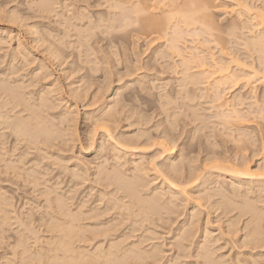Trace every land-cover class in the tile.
Listing matches in <instances>:
<instances>
[{"label":"rangeland","instance_id":"rangeland-1","mask_svg":"<svg viewBox=\"0 0 264 264\" xmlns=\"http://www.w3.org/2000/svg\"><path fill=\"white\" fill-rule=\"evenodd\" d=\"M41 1L0 0V41L4 44L0 45V82L4 79L13 86H21L19 89L23 87L21 93L24 92L31 103L46 91V96L53 102L52 108L47 112L38 108V112L48 123L55 125V137L58 136V145L51 147V151L40 146L42 152L29 150L25 142L17 140L7 130H0V198L10 200L7 201L11 203L8 208L12 206L9 209L11 214L14 211L11 215L13 225L6 228L4 235L0 228V264L9 263V260L14 264H25L26 257L30 259L29 264H43L38 263L35 256L40 255V250L48 249V242L52 243V236L57 234L44 232L41 220L48 219L47 215L52 213L49 207L59 197L69 210L80 206L84 207L83 211L95 208L100 212L107 204L115 207L117 201L112 197L120 198L121 194L112 196L114 186L109 189L105 186V190L103 185L107 181L100 182L96 174L104 168L113 170L119 156H123L121 162L125 164L118 163L119 169L124 165L120 170L122 174H131V160L140 161L148 171L147 180H144L146 184L138 190L139 193L143 190L142 196L139 194L141 198L150 200L162 189L167 193L164 192L166 198L160 203L159 213L145 222L144 228L139 227V232H133L131 220L112 216L119 210L118 206L117 210L111 207L114 209L109 211L110 215L105 214L104 217L120 218L116 234L126 237L125 240L129 237L124 246L140 247L145 258H148L145 251L156 250L159 255L154 253L155 256L160 257L157 264H208L203 257L207 253L203 247L213 252L210 253L212 258L219 264H253L255 261L263 264V244L239 243L253 212L247 214L246 208L242 209L249 204L240 207L242 212L237 206L249 200L250 204L255 203L252 206H256L258 212L264 211V65L260 63V58L264 57L261 55L264 42L260 44L263 38H258L264 25L258 26L259 22H252V16L250 18L246 13L250 8L252 12L261 11L264 20V0H213L212 19L204 17L203 11L196 12L201 4L196 6V2L191 6V0H51V9L47 12L38 7ZM137 6L144 11L147 9L146 13L136 15ZM14 16L20 17L19 22ZM185 16L193 18L184 22ZM137 17L139 20L135 19ZM142 17L166 21V25L161 26L164 33L160 31L162 34L158 32V35L153 30L147 35L143 33ZM263 20L259 21L264 24ZM211 21L212 25L208 23ZM176 26L178 38L173 33ZM174 36L178 43H175ZM252 39L258 40L260 45L254 44L256 42ZM19 42L26 50L19 48ZM173 45H177L178 50L173 49ZM223 50L227 54L222 56ZM211 51L219 63L229 64L233 72L240 71L241 75V72L248 74V70L255 69L259 74L248 86L235 87L233 82H227L221 93L223 99L217 103L216 91L212 89L216 76L204 77L207 71L200 72L202 69L196 68L199 61L192 60L195 54L203 55L204 59L206 56L209 75L213 70L210 68L213 66L209 58ZM186 58L192 60L187 61L189 65L184 64ZM234 60L244 67L240 65L239 68ZM197 74L200 83L194 84L190 80ZM25 84L31 86L28 88ZM109 108L117 118L116 122L107 123L112 136L100 127L102 122L96 121ZM237 111L242 119L237 120L240 116L235 118ZM223 114L229 117L227 124L223 121ZM61 118L66 123H61ZM245 136L249 137L248 140L244 139ZM161 139L176 142L171 144L175 145L172 156L163 153ZM119 143L129 146L130 152L119 149ZM211 151L233 157L242 165L241 171L245 172V165H248L252 175L239 179L226 170L214 168L217 165L212 163L217 164L218 156L213 157ZM173 163L178 165L182 177L193 178L187 181L188 185L185 184L186 190L178 193L180 196L168 198L170 194L174 195L169 192L167 182L171 179L173 182L179 175L170 170ZM8 164L15 169L19 167L16 169L19 171L10 168L8 174L3 172V176L1 172ZM75 172L80 176L76 177ZM102 195L107 199L100 198ZM165 200L171 202L170 210L174 207L171 211L163 206ZM117 203L120 207L121 204ZM16 218L27 222L29 228L33 225V232L37 231V235L39 230L41 232L37 237L32 232L24 233ZM232 222L238 230L229 234ZM182 233L190 235L189 241L182 240ZM15 241L22 246L16 245ZM13 253L17 256L14 257ZM152 260L153 257L146 262L150 264Z\"/></svg>","mask_w":264,"mask_h":264},{"label":"bare ground","instance_id":"bare-ground-1","mask_svg":"<svg viewBox=\"0 0 264 264\" xmlns=\"http://www.w3.org/2000/svg\"><path fill=\"white\" fill-rule=\"evenodd\" d=\"M40 1V0H39ZM50 1L51 0H42L41 2H39L37 5H38V7H40V9L42 10V11H49L51 8V5H50ZM167 1V0H166ZM52 2V1H51ZM163 2H164V0H163ZM171 2V1H170ZM173 2V1H172ZM188 3H189V1H187ZM197 2V4H196V6H198L199 4H201V6H198V8H196V12L198 11V13H199V11H203V12H205V14H204V17L206 16L207 18H209V19H212V11H211V3L213 2V0H191V2H190V4H191V6H193L195 3ZM240 5H242V3H240ZM246 7V6H245ZM136 8V7H135ZM137 8H138V11H136L135 13H136V15H140V13H144L147 9H145V11H144V9H142L141 7H138L137 6ZM38 9V8H37ZM245 9V8H244ZM252 9L250 8V10L248 9V11H247V9H246V13L248 14V16H250V18H251V16H252V22H253V20L255 21H257V23H258V26H259V24L261 25L262 24V26L264 25L261 21H259V20H263V17H262V12L260 13L258 10L255 12V11H251ZM15 12V11H14ZM41 12V11H40ZM39 12V13H40ZM132 12V11H131ZM195 12V11H194ZM138 13V14H137ZM146 13V12H145ZM13 14H15V13H13ZM19 16V15H18ZM18 16H14L13 18H14V20L16 19L17 20V22H19L18 20L20 19V17H18ZM21 16V15H20ZM11 17V16H10ZM190 17H192V16H189L188 18H186V16H185V21L184 22H186V21H188V20H190ZM242 17V16H241ZM12 18V19H13ZM193 18V17H192ZM135 19H138V17L137 18H135ZM134 19V20H135ZM167 19H170V17L169 18H166L165 20H167ZM130 20V19H129ZM139 20V19H138ZM171 20H173V18H172V16H171ZM140 21H142V25H143V33L145 32L146 33V35L147 34H149L148 32L151 30H153L152 32H154V33H156L157 32V34H158V32H162V30L161 29H163V27H161V26H164V25H166V21H162V20H160L159 18L158 19H153V18H147V17H142V19L140 20ZM169 21V20H168ZM168 21H167V23H168ZM195 21V20H194ZM208 21H210V20H208ZM251 21V20H250ZM21 22H22V20H21ZM24 22V21H23ZM100 22V21H99ZM131 22V21H130ZM136 22H137V20H136ZM135 21H134V23H136ZM170 22V21H169ZM263 22H264V20H263ZM25 23V22H24ZM101 23V22H100ZM133 23V24H134ZM164 23V24H163ZM208 23H210V25H212V23H213V21H211V22H208ZM256 23V24H257ZM26 25V24H25ZM130 25V24H129ZM128 25V26H129ZM141 25V26H142ZM209 25V26H210ZM113 26V25H112ZM22 27V26H21ZM28 27V26H27ZM30 28V30H31V27H29ZM32 28H34V27H32ZM141 28V27H140ZM176 28V31H175V29H174V35L175 36H177L176 38H178L179 37V32H177L178 30H177V26L175 27ZM262 28V27H261ZM91 29V28H90ZM107 29H109V27H107ZM34 29H32V31H33ZM34 32H36V31H34ZM33 32V34H35ZM159 33V34H162V33H164V32H162V33ZM10 34V33H9ZM150 34H152L151 32H150ZM158 34V35H159ZM261 35H258L259 37L258 38H261L260 40H262V38H263V41H261L260 42V44L261 43H263L264 42V31H263V33H260ZM6 35V34H5ZM8 35V34H7ZM166 35H167V32H166ZM10 36L11 35H9V37L8 38H10ZM30 36H31V34H30ZM35 36H36V34H35ZM175 36H174V39H175ZM261 36V37H260ZM257 38V37H256ZM255 38V39H256ZM257 38V39H258ZM11 39V38H10ZM42 40V39H41ZM176 40V39H175ZM259 40V41H260ZM36 41H39V40H36ZM45 41V40H44ZM47 41V40H46ZM252 41H253V39H252ZM175 42V41H174ZM253 42H256V43H254V44H258L259 42H258V40H254ZM3 43V41H0V45ZM38 43V42H37ZM175 43H178L177 42V40H176V42ZM250 43L251 44H253L251 41H250ZM250 43H247V44H250ZM6 44V43H5ZM246 44V43H245ZM251 44H250V46L249 47H251ZM253 44V46H256V45H254ZM260 44H258V45H260ZM3 46H4V44H2ZM202 45V44H201ZM264 45V44H263ZM263 45H261V48H262V46ZM174 46V48L173 49H177L178 48V46L177 45H173ZM247 46V45H246ZM53 47H54V45H53ZM202 47V46H201ZM248 47V46H247ZM19 48L20 49H24V50H26V48H25V46H24V44L22 43V42H19ZM203 49H204V47H202ZM254 48V47H253ZM253 48H251V49H253ZM260 48V47H259ZM196 49V48H195ZM264 49V48H263ZM19 50V49H18ZM178 50V49H177ZM196 50H198V49H196ZM259 50H261V49H259ZM199 51V50H198ZM197 51V53H200V52H198ZM203 51V50H202ZM224 51V50H223ZM222 51V52H223ZM256 51H257V49H256ZM262 51H264V50H262ZM26 52V51H25ZM24 52V53H25ZM29 53V52H28ZM196 53V52H195ZM191 54V53H190ZM201 54V53H200ZM200 54H195V55H193L194 56V59L192 58V60L194 61L195 59L197 60V63H198V61H199V65H198V67L196 66V68H198L199 70H200V68L202 69V70H200V72H202L204 75V77H206V76H210L209 78H212L213 76L215 77L216 76V78L214 79V85L212 84V89L214 90V91H216V94H217V96H216V98H215V101L218 103H220L221 101H222V99H223V96H221V93H222V91H224V90H222L224 87V85H226V83L228 82V83H230V84H232V82H233V84L232 85H235V87L236 86H238V85H245V86H248V85H250L251 83H252V79L253 78H256L255 76H257V74H259L254 68V70H248V74H242V72H241V75H240V71H236V72H233L232 70H231V68H230V66H229V64H227V65H224V63L223 62H221V63H219V61H217L218 59H216V57H214L213 55H212V51H211V53H209V54H211V55H209L210 57L209 58H211V62H212V64H213V66H210V68H212L213 70H211L212 72H210L211 74H209L208 75V62L207 63H205L206 61H205V59L207 58L206 56H205V59H204V56L202 55H200ZM226 55L227 53H225V51L223 52V53H221V55ZM262 54H264V52L262 53L261 52V55ZM55 55V54H54ZM59 55V54H58ZM192 55H191V57H192ZM222 55V56H223ZM228 56V55H227ZM227 56H224V57H227ZM262 56H264V55H262ZM261 56V57H262ZM26 57V56H25ZM24 58V57H23ZM28 58V57H27ZM59 58V57H58ZM185 58V57H184ZM29 59V58H28ZM191 59V58H190ZM189 59V60H190ZM261 60H262V62H260V63H262L263 65H264V57H262V58H260ZM186 60V61H185ZM189 60H187V58L186 59H184L183 61H185L184 62V64L185 63H187V65H189L188 64V62L187 61H189ZM192 60H190V61H192ZM196 60H195V63H196ZM231 60H233V59H231ZM24 61V60H23ZM32 61V60H31ZM190 61H189V63H190ZM209 61H210V59H209ZM232 62V61H231ZM233 62H237L238 63V66H239V68H241V66L243 65V64H239V62L237 61V60H234ZM232 62V63H233ZM193 63V62H192ZM223 63V64H222ZM241 65V66H240ZM242 67H244V66H242ZM209 68V69H210ZM188 69V68H187ZM192 69V68H191ZM193 69H195V68H193ZM238 69V68H237ZM248 68H246L245 70H247ZM41 70V69H40ZM199 70H198V72H199ZM241 70V69H240ZM242 70H244V69H242ZM241 70V71H242ZM244 70V71H245ZM191 71V70H190ZM257 73H256V72ZM41 72V71H40ZM199 72V73H200ZM246 72V71H245ZM41 74V73H40ZM44 74V73H43ZM42 74V75H43ZM1 75V74H0ZM206 75V76H205ZM36 76H38V75H36ZM194 76V75H193ZM196 76H198V74L197 75H195L194 77H192L191 78V80L190 81H193L194 82V84L196 83V84H198V83H200V77H196ZM199 76H200V74H199ZM202 76V75H201ZM42 77V76H41ZM191 77V76H190ZM40 78V77H39ZM44 78V77H43ZM16 79V78H15ZM203 79H207V78H203ZM202 79V80H203ZM262 79H264V78H262ZM10 80H11V78H10ZM210 81H212L211 79H209ZM231 80H233V81H231ZM189 81V82H190ZM204 81V80H203ZM230 81V82H229ZM11 82H13V81H11ZM208 82V81H207ZM206 82V83H207ZM213 82V81H212ZM18 83V82H17ZM28 83V82H27ZM192 83V82H191ZM211 83V82H210ZM20 84V83H19ZM30 84H32V83H30ZM21 85V84H20ZM27 84H25V86H26ZM228 85V84H227ZM31 86V85H30ZM29 86V87H30ZM21 86H13L12 85V83L10 84V81L9 82H7V80H5L4 81V79L2 80L1 79V82H0V130H7V131H9L10 132V134H12L13 136H15L16 138H17V140H20V141H22V142H25V145H26V147L27 148H29V150L30 149H35L36 151L38 150V151H42V149L40 150V146H43L44 147V149H50L49 151H51V150H53V149H51V147L52 148H54V147H56L58 144H57V142H56V139L58 138V136L57 137H55L56 136V133H55V130H54V127H55V125H52V124H50V123H48V121H46L45 119H44V117H42V115H40L41 113L40 112H38L41 108H43L44 110H46V112H47V109H49V108H52L51 106H52V103L53 102H51L50 101V98H48L47 96H46V91L44 92V91H42V93H41V95L40 96H38L39 98L37 99V101L35 100V102L34 103H31V102H29L26 98H25V96H24V90L22 91L23 92V95H22V93H21V89L23 88H21V89H19ZM26 87H28V86H26ZM28 87V88H29ZM226 87V86H225ZM232 88V87H231ZM24 89V88H23ZM50 89V88H49ZM27 90V89H26ZM50 91H52V90H50ZM49 92V91H48ZM53 93L54 92H56L55 90H53L52 91ZM218 92V93H217ZM51 94V93H50ZM57 95V94H56ZM50 96V95H49ZM239 97H241V96H239ZM238 98V97H237ZM240 99V98H239ZM237 100V99H236ZM241 100V99H240ZM238 101V100H237ZM245 101V100H244ZM239 102V101H238ZM51 103V104H50ZM242 103V102H241ZM241 103H238L239 105L241 104ZM254 103V102H253ZM221 107H223V104H221ZM38 108H40L39 110H38ZM236 108V107H235ZM234 110V109H233ZM236 110V109H235ZM234 110V113H236V111ZM43 111V110H42ZM113 111V109L111 110L110 108L109 109H106V111H105V113H104V115H101L102 117H99L98 118V120H96V121H98V122H102V124L100 123V127L101 128H104V129H106V132L108 133V135H110V136H112L111 135V131H110V129H111V127L107 124V123H114V122H116L117 121V118H116V114H113L114 113V111ZM233 112V111H232ZM231 112V113H232ZM239 111H237V113H238ZM234 113H232V114H234ZM224 115V114H223ZM227 115V114H226ZM226 115H224L225 116V120L223 119V121H225L226 122V124H227V120L226 119H228L229 117H227L226 118ZM230 115V114H229ZM228 115V116H229ZM236 115V117L235 118H237V116H240L239 115V113H238V115L237 114H235ZM68 116V115H67ZM234 116V115H233ZM242 116H240V118L238 117L237 118V120H239V119H242L241 118ZM62 119V121H61V123L62 122H64L63 121V118H61ZM65 121L67 120V117H66V119H64ZM68 121H69V119H68ZM73 121V120H72ZM64 123H66V122H64ZM69 123V122H68ZM228 123H230V122H228ZM98 123H96L95 125H97ZM99 125V124H98ZM240 125V124H239ZM97 127V126H96ZM110 127V128H109ZM98 128H99V126H98ZM100 129V128H99ZM105 131V130H104ZM8 132V133H9ZM106 133V134H107ZM247 133V132H246ZM245 133V134H246ZM6 134V133H5ZM5 134H3V136L5 135ZM165 134V133H164ZM166 134H169L168 133V131H167V133ZM241 135V134H240ZM141 136V135H140ZM5 137V136H4ZM112 138V137H111ZM166 138V137H165ZM248 138L249 137H246L245 136V140L247 139L248 140ZM163 139V138H162ZM161 139V140H162ZM165 140V139H164ZM167 140H169V139H167ZM134 141V140H133ZM15 142V141H14ZM128 143L130 142L129 140L127 141ZM126 142V143H127ZM132 142V141H131ZM171 142V143H170ZM240 142H242V141H240ZM245 142V141H244ZM17 143V142H16ZM16 143H15V145H16ZM125 143V142H124ZM173 142L172 141H164L163 142V140H162V142H161V148H163L162 150H163V153H166V155L168 156V157H170V156H172L174 153H175V145H171ZM174 143H176V142H174ZM173 143V144H174ZM19 144V143H18ZM55 144H57V145H55ZM121 143H119V149H121V150H124V151H126V152H130L129 150H130V147L129 146H125V144L123 145H120ZM132 144V143H131ZM131 144H128V145H130L131 146ZM134 144L136 145L137 143L136 142H134ZM55 145V146H54ZM117 145V144H116ZM133 145V144H132ZM19 146V145H18ZM54 146V147H53ZM134 146V145H133ZM1 147V146H0ZM16 147V146H15ZM131 148H132V146H131ZM118 149V148H117ZM118 149V150H119ZM136 149V148H135ZM15 150V149H14ZM14 150L12 151V152H14ZM47 150H45V152L47 151ZM117 150V151H118ZM132 150H134L133 148H132ZM116 151V150H115ZM32 152V151H31ZM42 152H44V151H42ZM119 152H121V151H119ZM119 152H118V155H119ZM212 152V151H211ZM220 152V151H219ZM28 153V152H27ZM135 153V152H134ZM214 155L213 157H217L218 156V161L216 162V160H213V162H216L217 164H215V163H212V164H214L216 167H214V168H217L218 167V170L219 169H222V170H226V171H228L227 173L228 174H231L232 176H236L237 178H239V179H244V177H245V175H247V176H249V175H252V174H250V169H249V166L248 165H245V168L247 169V170H245V172L244 171H241L240 169H241V164H239V163H236V159H234L233 157H231V156H227L226 154H223V153H218V151L217 152H212L211 153V155ZM121 155V154H120ZM26 156V155H25ZM117 156V155H116ZM115 156V157H116ZM122 156V155H121ZM21 157V156H20ZM120 157V156H119ZM117 158V162L118 163H120L121 162V158H123V156L121 157V158ZM212 157V158H213ZM248 158V157H247ZM114 159H116V158H114ZM208 159H210V158H208ZM211 160V161H212ZM222 161L221 163V165H219L220 163V161ZM123 161V160H122ZM209 161V160H208ZM118 163H115L116 165H115V168H113V170H112V168L110 169V171H108V169H106V168H104V169H102V170H104V171H102L101 172V170H100V172H97L98 174H96V175H98V177L96 178V179H100L99 181L100 182H103L104 183V181L106 182V183H104V185H103V188H105V190H106V187H107V189H109V187L110 186H114V190L112 191V192H114L113 194H112V196H115L116 194H121V196H120V198H115V197H112L113 199H114V201L116 200L117 202H119L121 205H120V207H119V205H118V203L116 202V204L117 205H115V203H114V201H113V199H112V203H114V205H115V207L113 206V205H106V209H104L103 211H100V212H98L95 208L93 209H89L88 211H87V209H86V211H83V208L82 207H80V206H77L76 207V209H71L70 208V210H69V208H66L65 206H67V205H65V203L63 202V198L61 197H59V198H57L56 200H55V202H53L54 203V205H52V206H50L49 208L51 209V211H52V213H50V215H47V216H49V217H47L48 219H44V218H42L43 220H41V222H42V224L41 225H43V227L45 228V230H44V232H47V233H50V234H52V235H54V233L55 234H57V236L56 237H53L52 236V243H50V242H48L49 244H48V246H49V248L48 249H43V251L42 250H40V255L39 254H37V256H35V258L37 257V259H39V260H37V262L39 263V261L41 262V263H43V264H134L135 263V261L138 263V262H140V264H149L148 262L150 261H148V259H151L152 257H153V260H152V263L150 262V264H153V262H155L156 264L159 262V260L160 259H158V261H157V258H160V257H156L155 256V254L156 255H159L157 252L155 253V251L152 249L151 251H154V252H151L153 255H149V251H147V252H149L148 254H147V252L145 251L144 253L146 254V256L148 257V258H145V257H143L142 256V254H141V249H139L140 247H138V246H136V247H134V245H131V246H124V243H126L125 241H127L128 242V239H129V237L125 240V238L126 237H121V236H118L117 234H116V232H118V228H117V226L119 225L120 226V218H119V220L118 219H116V218H114V217H112V216H116L117 217V215H118V217H121V219L123 218L124 219V221L125 220H131L132 221V223L130 224L132 227H133V232L135 233L136 231L137 232H139V227L142 229V228H144V226H143V224L145 223V222H148L150 219H152L151 217L153 216V215H155V214H157V213H159L158 212V210H159V206L161 207L162 205L160 204L161 203V201L162 200H164L165 198H166V195H167V193L165 192V189H164V192L166 193V195H165V193L162 191V190H160V191H157V192H159V193H155L154 195H152V196H155L154 198L151 196L150 197V200H148V199H144V198H141L140 196H139V194H141L142 193V191L143 190H141V192L139 193L138 192V190H140V186H142L141 187V189H143V187H144V185L146 184L145 183V181L144 180H147V178H146V176H147V170H146V168L143 166L144 164H142V163H140V161L138 162V161H136V160H131V162H130V164H131V174L129 173V171H128V173L130 174V175H127V173H125V174H122V172L120 171L121 170V168H123L124 167V163L123 162H121V163H123L124 165H122V167L119 169V165H118ZM219 163V164H218ZM118 165V166H117ZM121 165V164H120ZM171 165V164H170ZM219 165V166H218ZM7 167H5V170L3 171L2 170V174H3V176H4V174L6 173V174H8L9 173V171L13 168V166L12 165H10V164H8V165H6ZM8 166H10V167H8ZM116 166L118 167V168H116ZM206 166H209V165H206ZM14 167H15V165H14ZM114 167V166H113ZM209 167H211V165L209 166ZM11 168V169H10ZM19 167H16V169H18ZM170 170H172L173 172H176V173H178V172H181V171H179V169H178V165H176V163H173L170 167ZM15 168H13L11 171H17L16 169L14 170ZM124 169V168H123ZM123 169H122V171H123ZM112 170V171H111ZM221 170V171H222ZM19 171V170H18ZM17 171V172H18ZM84 171V170H83ZM3 172H5V173H3ZM173 172H172V175H173ZM225 172V171H224ZM77 172H75V175H76V177L77 176H80V173L78 174H76ZM85 173H87V172H85ZM226 173V172H225ZM12 174V173H11ZM16 175H18L17 173H15ZM82 174V173H81ZM179 174V173H178ZM14 175V174H13ZM83 175V174H82ZM86 175V174H85ZM95 175V176H96ZM171 175V174H170ZM175 175V174H174ZM177 175V174H176ZM175 175V176H176ZM2 176V177H3ZM246 176V177H247ZM8 177V176H7ZM144 177H145V179H144ZM168 177V176H167ZM171 177H173V176H171ZM191 177L192 176H190L188 179L187 178H185V177H182L181 176V174H179L176 178H174V180H173V182H167V184H168V186H169V192H171L174 196H171V194H170V196H167L168 198L169 197H171V198H176L175 196L176 195H178V193L180 192V193H182V192H184L186 189L184 188V186H185V184L186 185H188V183H187V181L189 182V181H191ZM245 177V178H246ZM251 177V176H250ZM81 178H83L82 176H81ZM81 178H80V180H81ZM166 178V177H165ZM193 178V177H192ZM236 178V179H237ZM4 179V178H3ZM76 179H78V178H76ZM238 179V180H239ZM85 180V179H84ZM3 181V180H2ZM9 181V180H8ZM17 181V180H16ZM167 181H168V179H167ZM175 181H177V182H179L178 184L175 182ZM96 182V181H95ZM147 182V181H146ZM166 182V181H165ZM98 183V182H97ZM106 184V185H105ZM99 186V185H98ZM106 186V187H105ZM148 186V185H147ZM100 187H102L101 185H100ZM111 188V187H110ZM103 190V189H102ZM102 192H104V193H102V194H105L106 195V193H105V191H102ZM111 194V193H110ZM110 194H107V195H109L110 196ZM115 194V195H114ZM100 196H101V193L99 194ZM105 195H102V197H100V198H103V196H104V200L105 199H107L106 197H105ZM147 195V194H146ZM149 195H151V194H149ZM148 195V196H149ZM169 195V194H168ZM141 196H142V194H141ZM144 196V195H143ZM178 196H180V195H178ZM165 197V198H164ZM224 197V196H223ZM99 198V197H98ZM167 198V199H168ZM171 198H170V200H171ZM225 198V197H224ZM227 198V197H226ZM62 199V200H61ZM178 199V198H177ZM12 200V199H11ZM99 200V199H98ZM102 200V199H101ZM169 200V199H168ZM168 200H165V202H162V204H163V206L165 205V207H167V208H165V209H168V210H170V206H171V202H172V200H171V202L170 201H168ZM176 200V199H175ZM7 201H10V200H4V198H0V223H1V227L0 228H2L1 229V231H3V232H1V233H3L2 235H4V232L5 231H7L12 225H11V222H12V214H14V211H13V213L11 214V212L12 211H10L9 209H12V206L10 207V208H8L9 207V204L11 205V203H9V202H7ZM109 201V200H108ZM111 201V200H110ZM109 201V202H110ZM227 201H228V199H227ZM231 201V200H230ZM246 201V200H245ZM244 201V202H245ZM95 202V201H94ZM98 202V201H97ZM109 202H107V203H109ZM224 202V201H223ZM99 203V202H98ZM111 203V202H110ZM165 203V204H164ZM173 203V202H172ZM231 203H233L232 201H231ZM230 203V204H231ZM167 204H169V206L167 205ZM224 204H227V203H225L224 202ZM229 204V205H230ZM242 204V203H241ZM240 204V206H237V207H239V209L241 210V212H242V209H245L246 208V210L245 211H247L246 213L248 214V212L250 211V212H253V216L252 217H250L249 218V220H247V222H246V224H245V226H244V231H245V234L243 235V240L241 241V242H239V243H242L243 245H250V246H252V245H254V246H256V245H261V244H263L264 245V225L262 226L261 225V222H263L264 221V211L263 212H258V211H260V210H256L255 209V207H253L254 205H255V203L253 204H250V201L248 200V202L246 201V203H243L242 205ZM245 204H249V205H245ZM95 205V204H94ZM99 205H101V204H99ZM173 205V204H172ZM232 205V204H231ZM230 205V206H231ZM233 205H234V203H233ZM233 205H232V207H233ZM245 205V206H244ZM253 205V206H252ZM107 206H109L110 208H108ZM118 206V209L119 210H117V207ZM222 206H223V203H222ZM225 206V205H224ZM236 206V205H235ZM242 206H244V208H242ZM111 207H114V208H116V209H114V208H111ZM237 207H235V208H237ZM242 209H241V208ZM174 208V207H173ZM172 208V209H173ZM225 208V207H224ZM68 209V210H67ZM98 209V208H97ZM111 209L113 210H117L116 211V213L115 214H113L112 216H111V218H108V217H104L105 216V214H109V211L111 212ZM123 209V210H122ZM161 209V208H160ZM171 209V210H172ZM227 209V208H226ZM225 209V210H226ZM233 209V208H232ZM170 210V211H171ZM224 210V211H225ZM228 210V209H227ZM226 210V211H227ZM227 212H229V211H227ZM244 214H246L245 212H243ZM104 214V215H103ZM107 214V215H108ZM251 214V213H250ZM106 215V216H107ZM110 215V214H109ZM103 216V217H102ZM117 217V218H118ZM154 217V216H153ZM14 218H15V216H14ZM17 219V221H18V219H19V222H17V224L19 225V227H21L22 228V231L24 232V233H26V232H32L34 235H35V237H37L38 235H39V233L41 232L40 230L38 231V235H37V231H36V233L35 232H33L34 231V229L32 228V226L33 225H31V228H29V224L27 225V222H26V224L24 223V222H20V220L22 221V219H20V218H16ZM15 219V220H16ZM117 221V222H116ZM119 221V222H118ZM123 221V220H122ZM117 223V225L115 224V223ZM232 223H233V226H232ZM231 223V225H229L230 226V228H228V233L229 234H232L237 228L235 227V223L234 222H232ZM39 224V225H40ZM115 224V225H114ZM122 224V223H121ZM11 225V226H10ZM143 226V227H142ZM232 226V227H231ZM9 227V228H8ZM6 228H8L7 230H6ZM41 228V227H40ZM233 228V229H232ZM42 229V228H41ZM140 229V230H141ZM36 230V229H35ZM234 230V231H233ZM238 230V229H237ZM10 231V230H9ZM189 233V232H188ZM188 233H182L181 234V238H183V236H184V239H182V240H186V241H189V240H187V238L190 236H188ZM236 233V232H235ZM238 233V232H237ZM30 234V233H29ZM1 235V236H2ZM25 235H27V234H25ZM25 235H24V237H25ZM6 236V235H5ZM29 235H27V237H28ZM31 236H32V234H31ZM180 236V235H179ZM3 237V236H2ZM115 237V238H114ZM4 238V237H3ZM3 238H1V239H3ZM39 238V237H38ZM189 239V238H188ZM27 240V239H26ZM36 240V239H35ZM144 240V239H143ZM145 240H146V238H145ZM144 240V241H145ZM207 240V239H206ZM3 241V240H2ZM1 242V241H0ZM3 242H5V241H3ZM21 242V241H20ZM16 243H18V246L19 245H21L22 246V243H20L19 244V242H16L15 241V244ZM140 243V242H139ZM142 243V242H141ZM148 243V242H147ZM47 244V243H46ZM129 244H131V243H129ZM135 244V243H134ZM241 244V245H242ZM0 245H2V244H0ZM17 245V244H16ZM15 245V246H16ZM17 247V246H16ZM25 249H27V248H25ZM202 250H206L207 251V253L206 254H204L203 255V257H204V259H205V261H206V263H208V264H219V263H217L213 258H212V255L210 254V253H212L213 254V252H210V250L209 249H206L205 247H203L202 248ZM25 251V250H24ZM22 252L23 253V255H25V253L26 252ZM142 251H143V249H142ZM14 252V251H13ZM15 252H17V251H15ZM150 253V254H151ZM155 253V254H154ZM13 255H14V253H13ZM38 255H39V257H38ZM17 255L15 254L14 255V257H16ZM10 257V256H9ZM155 257V258H154ZM200 257H201V254H200ZM28 257H26V259H25V264H26V262H27V264H29L30 262L28 261ZM9 260V259H8ZM30 260V259H29ZM36 260V259H35ZM34 261V260H33ZM146 261H148V262H146ZM9 263H7L6 262V264H14L13 263V261H11V260H9L8 261ZM29 262V263H28ZM136 263V264H137ZM256 264V261L255 262H253V264ZM224 264H225V262H224ZM264 264V263H263Z\"/></svg>","mask_w":264,"mask_h":264}]
</instances>
